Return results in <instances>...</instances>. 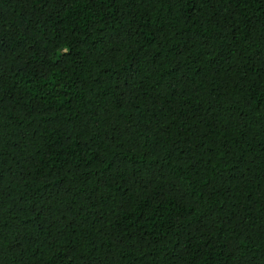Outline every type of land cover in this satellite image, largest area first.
<instances>
[{
	"label": "trees",
	"instance_id": "1",
	"mask_svg": "<svg viewBox=\"0 0 264 264\" xmlns=\"http://www.w3.org/2000/svg\"><path fill=\"white\" fill-rule=\"evenodd\" d=\"M0 264H264V0H0Z\"/></svg>",
	"mask_w": 264,
	"mask_h": 264
}]
</instances>
